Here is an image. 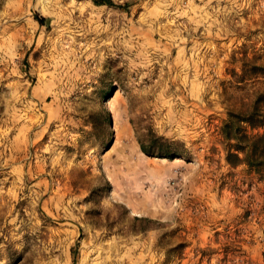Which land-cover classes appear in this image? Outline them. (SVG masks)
Returning <instances> with one entry per match:
<instances>
[{
	"label": "rangeland",
	"instance_id": "374dc122",
	"mask_svg": "<svg viewBox=\"0 0 264 264\" xmlns=\"http://www.w3.org/2000/svg\"><path fill=\"white\" fill-rule=\"evenodd\" d=\"M110 1L0 0V264H264V177L220 132L264 0Z\"/></svg>",
	"mask_w": 264,
	"mask_h": 264
},
{
	"label": "trees",
	"instance_id": "16d2710c",
	"mask_svg": "<svg viewBox=\"0 0 264 264\" xmlns=\"http://www.w3.org/2000/svg\"><path fill=\"white\" fill-rule=\"evenodd\" d=\"M94 6L125 8L126 5H115L110 0H90ZM39 26L47 20L34 17ZM251 78L264 80V65L251 67ZM258 89H253L248 102L235 111H228L220 132L227 144L226 162L229 165L236 162L247 169L264 177V81ZM139 141V150L143 155L170 160L174 153L163 149L160 140L153 135H145ZM232 160V161H230ZM72 259H73V253Z\"/></svg>",
	"mask_w": 264,
	"mask_h": 264
}]
</instances>
